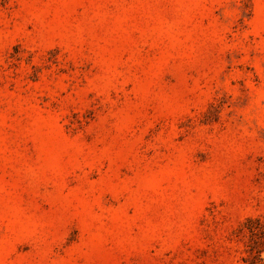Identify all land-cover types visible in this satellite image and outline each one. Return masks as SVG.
I'll return each mask as SVG.
<instances>
[{"label": "rangeland", "instance_id": "rangeland-1", "mask_svg": "<svg viewBox=\"0 0 264 264\" xmlns=\"http://www.w3.org/2000/svg\"><path fill=\"white\" fill-rule=\"evenodd\" d=\"M0 264H264V0H0Z\"/></svg>", "mask_w": 264, "mask_h": 264}]
</instances>
